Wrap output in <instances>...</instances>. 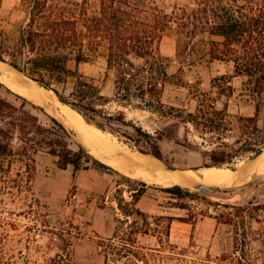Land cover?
<instances>
[{"label": "rangeland", "instance_id": "1", "mask_svg": "<svg viewBox=\"0 0 264 264\" xmlns=\"http://www.w3.org/2000/svg\"><path fill=\"white\" fill-rule=\"evenodd\" d=\"M166 1L169 12L190 2ZM20 2L3 0L0 25L19 23V29L20 22L29 18V9ZM235 4L242 6L246 1L236 0ZM210 40L220 38L200 34L189 47L184 44L178 56L175 33L166 35L160 50L171 58V80L163 87L161 98L146 101L125 100L118 94L115 76L107 72L105 46L94 62L82 64L81 72L93 78L109 99L99 107L112 113L123 111L151 138L148 142L132 128H124L131 139L107 132L132 151L155 158L159 152L161 159H157L181 170H198L211 163L213 152L236 156L234 165L247 162L254 153L247 151L249 143L264 141V91L260 98L254 95L246 76L229 83L224 80L233 74V63L212 59ZM21 77L27 85H34ZM228 85L235 88L233 96L227 95ZM53 93L47 92L51 106H40L52 115H62ZM259 101L258 118L247 121L256 116ZM14 144L16 148L20 145L18 140ZM70 169L65 173L58 168L57 159L46 153L32 160L22 156L14 160L9 178L0 188V244L7 257L29 264H55L53 260L59 256L62 264H107L106 244L119 230L117 243L137 239L132 247L136 258L131 261L118 255L119 260L109 264H264V174L218 191L193 187L195 199L178 201L163 190L166 187L140 178L130 180L121 172H104L110 179L108 189L86 197L70 184L74 170ZM140 188L145 193L135 200L133 193ZM171 201L181 204L175 206Z\"/></svg>", "mask_w": 264, "mask_h": 264}, {"label": "trees", "instance_id": "2", "mask_svg": "<svg viewBox=\"0 0 264 264\" xmlns=\"http://www.w3.org/2000/svg\"><path fill=\"white\" fill-rule=\"evenodd\" d=\"M189 1L169 12L171 6L166 0H21L19 5L27 6L29 18L20 22L19 29H16L19 23L0 25V61L53 91L62 103L100 129L131 139L124 128H132L150 142L151 136L128 120L123 111L112 113L99 107L109 99L95 80L80 70L82 64L99 57L103 46L107 50L108 75L115 76L118 94L125 100L161 98L163 87L171 80L168 72L171 58L161 52L160 44L170 33L177 37L178 56L182 46L189 47L191 40L200 34L220 38L210 40L208 54L214 60L233 63V74L223 79L229 83L246 76L254 95L260 98L264 91V0H245L242 6L235 4L236 0ZM2 5L0 0V9ZM228 86L227 95L233 96L235 88ZM260 112L259 101L256 116L246 120L255 122ZM75 136L73 129L44 107L0 81V188L9 178L17 156L32 160L39 153L55 157L61 170L95 168L119 174L86 151ZM15 140L19 141L18 148ZM263 147L264 141L250 142L247 151L256 152ZM155 156L161 159L159 152ZM209 157L211 163L205 166H234L236 158L218 152ZM140 184L147 187L145 182ZM145 188L133 193L135 200L143 196ZM163 190L178 201L196 196L190 188L180 185ZM118 207L124 211L122 201H118ZM137 214L146 215L140 210ZM125 215L131 216L126 212ZM119 233L118 230L106 244L107 264L110 260L118 261V255L131 261L136 258L132 247L137 239L129 237L120 244ZM59 258L53 260L55 264H62L63 257ZM0 264L29 263L7 257L0 244Z\"/></svg>", "mask_w": 264, "mask_h": 264}, {"label": "bare ground", "instance_id": "3", "mask_svg": "<svg viewBox=\"0 0 264 264\" xmlns=\"http://www.w3.org/2000/svg\"><path fill=\"white\" fill-rule=\"evenodd\" d=\"M6 63L0 62V81L13 91L46 108L51 106L47 92L53 93L29 79L34 85L29 86L21 73ZM31 84V83H30ZM54 94V93H53ZM57 107L67 124L77 132L92 153L104 163L132 178H140L146 183L164 187L180 185L193 188L197 183L230 187L241 182H248L254 175L264 174V154L255 161H240L234 166L207 165L200 170L193 168L179 171L164 169L161 160L132 151L113 134L104 131L85 119L78 111L62 103L58 97Z\"/></svg>", "mask_w": 264, "mask_h": 264}, {"label": "crops", "instance_id": "4", "mask_svg": "<svg viewBox=\"0 0 264 264\" xmlns=\"http://www.w3.org/2000/svg\"><path fill=\"white\" fill-rule=\"evenodd\" d=\"M70 170L69 168L64 171L66 173ZM109 180L107 174L101 172V170L91 168L89 170H72L70 184L76 186L80 191V195L87 197V194L98 193L104 188L108 189L110 186Z\"/></svg>", "mask_w": 264, "mask_h": 264}, {"label": "water", "instance_id": "5", "mask_svg": "<svg viewBox=\"0 0 264 264\" xmlns=\"http://www.w3.org/2000/svg\"><path fill=\"white\" fill-rule=\"evenodd\" d=\"M1 62V61H0ZM4 63V62H2ZM7 64V63H6ZM9 65V64H8ZM10 66V65H9ZM12 67V66H10ZM13 68V67H12ZM14 69V68H13ZM16 70V69H15ZM17 71V70H16ZM19 72V71H18ZM21 73V72H19ZM21 75H23L24 77L28 78L26 75H24L23 73H21ZM30 79V78H28ZM32 80V79H31ZM38 84V83H37ZM44 88V87H43ZM46 89V88H45ZM48 90V89H47ZM56 95V94H55ZM57 96V95H56ZM55 116L56 118H58L59 120H61L66 126V122L64 121V117L61 115V114H57V115H53ZM68 127V126H67ZM75 139L76 141L78 142V144H80L86 151L90 152L91 154L92 153V150L90 147H88L82 138H80L76 132V136H75ZM264 154V147L261 148L260 150L254 152L250 157H249V160L247 162H251V161H255L259 156L263 155ZM94 155V154H93ZM95 156V155H94ZM96 157V156H95ZM98 158V157H96ZM99 159V158H98ZM100 160V159H99ZM162 162V166L164 169H167V170H172V171H179L181 169H179L178 167L174 166V165H171L169 163H165L161 160ZM201 169V168H200ZM198 169V170H200ZM194 188H197L199 190H205V191H218L220 189H222L223 187H220V186H215V185H208V184H204V183H197Z\"/></svg>", "mask_w": 264, "mask_h": 264}]
</instances>
